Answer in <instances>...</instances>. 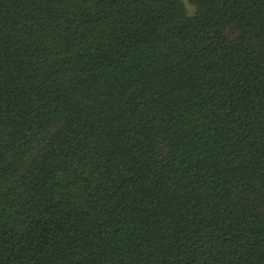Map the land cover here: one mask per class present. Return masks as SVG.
Segmentation results:
<instances>
[{
  "label": "trees",
  "instance_id": "trees-1",
  "mask_svg": "<svg viewBox=\"0 0 264 264\" xmlns=\"http://www.w3.org/2000/svg\"><path fill=\"white\" fill-rule=\"evenodd\" d=\"M0 264H264V0H0Z\"/></svg>",
  "mask_w": 264,
  "mask_h": 264
},
{
  "label": "rangeland",
  "instance_id": "rangeland-1",
  "mask_svg": "<svg viewBox=\"0 0 264 264\" xmlns=\"http://www.w3.org/2000/svg\"><path fill=\"white\" fill-rule=\"evenodd\" d=\"M190 10L192 11V7L189 5Z\"/></svg>",
  "mask_w": 264,
  "mask_h": 264
}]
</instances>
